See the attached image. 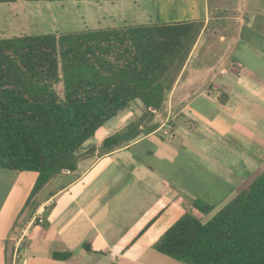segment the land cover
I'll use <instances>...</instances> for the list:
<instances>
[{"label": "crops", "instance_id": "crops-1", "mask_svg": "<svg viewBox=\"0 0 264 264\" xmlns=\"http://www.w3.org/2000/svg\"><path fill=\"white\" fill-rule=\"evenodd\" d=\"M256 1L155 0L166 9L156 23L202 22L162 111L100 153L103 139L142 119L131 101L82 145L74 171L29 201L36 173L0 169V264H183L153 248L171 220L196 203L221 209L264 170V15L242 5ZM209 33L216 57L190 65Z\"/></svg>", "mask_w": 264, "mask_h": 264}, {"label": "trees", "instance_id": "trees-1", "mask_svg": "<svg viewBox=\"0 0 264 264\" xmlns=\"http://www.w3.org/2000/svg\"><path fill=\"white\" fill-rule=\"evenodd\" d=\"M201 28L199 21L153 22L0 38V169L36 173L29 201L74 171L82 145L138 100L142 119L103 139L99 152L134 139L138 123L162 108ZM153 248L183 264H264V170L208 221L183 214Z\"/></svg>", "mask_w": 264, "mask_h": 264}, {"label": "rangeland", "instance_id": "rangeland-1", "mask_svg": "<svg viewBox=\"0 0 264 264\" xmlns=\"http://www.w3.org/2000/svg\"><path fill=\"white\" fill-rule=\"evenodd\" d=\"M242 5L245 11H254L257 14L264 15V0L247 2ZM158 7V15L162 16L161 14L166 10L164 8L165 5L159 3ZM158 7L155 0H139L136 2L128 0L113 2L88 0L51 2L15 0L14 2L0 3V38L153 23L156 21ZM167 18L172 19L173 15L167 16ZM214 38L212 33H209V35L205 34L202 37L190 65L196 62L210 61L216 57L213 55V50H211L213 52L211 55H209L210 52L205 50L206 46H209V49L214 48L216 50ZM86 153L88 152H80L79 158ZM196 175L202 177L200 173ZM214 200H216V197H214ZM212 206L213 209L211 211L202 214L192 209L189 205L185 208L186 210L183 214L189 213L197 217L201 222H206L220 207L216 201L213 202ZM178 218L173 221L171 220L167 228Z\"/></svg>", "mask_w": 264, "mask_h": 264}]
</instances>
